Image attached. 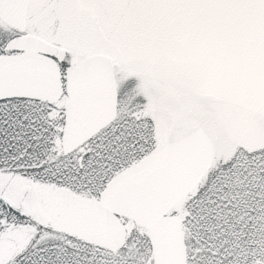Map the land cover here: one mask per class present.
Segmentation results:
<instances>
[{"label": "snow or ice", "instance_id": "obj_1", "mask_svg": "<svg viewBox=\"0 0 264 264\" xmlns=\"http://www.w3.org/2000/svg\"><path fill=\"white\" fill-rule=\"evenodd\" d=\"M0 264H264V0H0Z\"/></svg>", "mask_w": 264, "mask_h": 264}]
</instances>
